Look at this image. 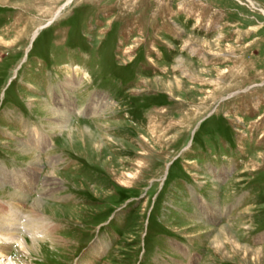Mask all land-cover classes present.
I'll return each mask as SVG.
<instances>
[{
  "label": "rangeland",
  "instance_id": "1",
  "mask_svg": "<svg viewBox=\"0 0 264 264\" xmlns=\"http://www.w3.org/2000/svg\"><path fill=\"white\" fill-rule=\"evenodd\" d=\"M33 199L0 264H264V0H0V219Z\"/></svg>",
  "mask_w": 264,
  "mask_h": 264
},
{
  "label": "bare ground",
  "instance_id": "2",
  "mask_svg": "<svg viewBox=\"0 0 264 264\" xmlns=\"http://www.w3.org/2000/svg\"><path fill=\"white\" fill-rule=\"evenodd\" d=\"M41 29V28H40ZM35 35V34H33ZM35 37V36H34ZM34 37L32 38V40L34 39ZM31 40V41H32ZM92 110L97 108V106L95 104H92ZM95 112V111H94ZM61 118L63 116H60ZM62 122V121H61ZM38 169V165L36 162L32 163V165H30V167L27 170H37ZM26 179V178H25ZM26 181V180H25ZM30 180H27V183H29ZM30 185V183H29ZM42 192V191H41ZM46 193V191H45ZM44 194V193H43ZM53 195V193H52ZM26 197V196H25ZM29 197V196H28ZM48 197V196H47ZM30 198V197H29ZM50 198V196H49ZM7 199V198H6ZM40 199V198H39ZM14 201L16 199H13ZM28 200V198H27ZM43 203V202H42ZM31 210H29V215L26 217L27 219H25L23 225H18V224H14V222L11 221V216L10 214L4 213L8 219H4L2 220V218L0 219V231H2V236L5 238L4 240L6 241V243L12 241V238L15 236L13 233H17L18 230H20V227L23 228L24 231H26V233L28 235L31 236V238H37L38 237V233H41L40 230L43 227V223L41 222V219L38 217V212L37 209L39 208V206L41 205V202L39 200H34L31 203ZM7 206V208H9V205L5 204ZM25 205V204H24ZM45 207V206H44ZM11 208V207H10ZM42 210V209H41ZM13 213V212H12ZM40 214V213H39ZM27 215V214H26ZM40 216V215H39ZM4 218V217H3ZM45 224V223H44ZM46 225V224H45ZM52 226V225H51ZM21 228V229H22ZM44 229V228H42ZM52 231V230H51ZM46 232V231H45ZM51 234V233H50ZM43 236V235H42ZM45 236V235H44ZM43 236V237H44ZM15 238V237H14ZM39 238V237H38ZM41 238V237H40ZM43 239V238H42ZM34 241V240H33ZM36 242V241H35ZM11 243V242H10ZM4 244L1 243V247H3Z\"/></svg>",
  "mask_w": 264,
  "mask_h": 264
}]
</instances>
